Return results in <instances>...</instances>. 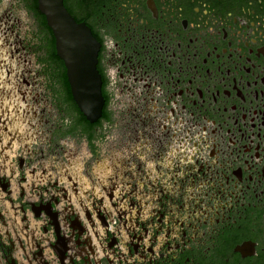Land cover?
I'll list each match as a JSON object with an SVG mask.
<instances>
[{
	"label": "flooded vegetation",
	"instance_id": "obj_1",
	"mask_svg": "<svg viewBox=\"0 0 264 264\" xmlns=\"http://www.w3.org/2000/svg\"><path fill=\"white\" fill-rule=\"evenodd\" d=\"M63 4L95 120L38 0H0V264H264V0Z\"/></svg>",
	"mask_w": 264,
	"mask_h": 264
},
{
	"label": "water",
	"instance_id": "obj_2",
	"mask_svg": "<svg viewBox=\"0 0 264 264\" xmlns=\"http://www.w3.org/2000/svg\"><path fill=\"white\" fill-rule=\"evenodd\" d=\"M39 9L54 31L59 56L66 62L80 109L95 120L101 110V78L96 69L98 43L84 24H78L63 0H38Z\"/></svg>",
	"mask_w": 264,
	"mask_h": 264
}]
</instances>
